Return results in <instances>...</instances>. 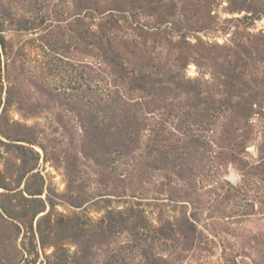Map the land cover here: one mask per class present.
Here are the masks:
<instances>
[{
  "label": "rangeland",
  "instance_id": "1",
  "mask_svg": "<svg viewBox=\"0 0 264 264\" xmlns=\"http://www.w3.org/2000/svg\"><path fill=\"white\" fill-rule=\"evenodd\" d=\"M165 1L146 56L176 80L140 139H87L102 0H0V129L17 137L0 135V264H264V63L222 67L264 32V0ZM203 99L212 120L190 126Z\"/></svg>",
  "mask_w": 264,
  "mask_h": 264
},
{
  "label": "trees",
  "instance_id": "2",
  "mask_svg": "<svg viewBox=\"0 0 264 264\" xmlns=\"http://www.w3.org/2000/svg\"><path fill=\"white\" fill-rule=\"evenodd\" d=\"M47 0H40L43 6ZM30 2V0H29ZM197 2L196 0L189 1ZM169 2L165 0H111L107 3L102 0V24L98 25L99 33L89 32L90 40L101 43L102 51V94L96 95L91 90L88 94V113L85 114L84 132L87 139H140L144 122L148 120L147 114L156 102H161L170 90L171 80L177 78V72L160 60L150 59L146 56V45L161 32L160 28L147 25V21L160 16L170 9ZM254 14V13H253ZM256 21L258 18H250ZM161 18L157 25H161ZM163 24V23H162ZM252 24V23H251ZM160 27V26H158ZM125 30V36H118ZM0 27L1 54L10 58L6 52V44ZM250 44L237 45V51L231 52L233 59L222 64L224 72L232 74L234 78L243 74L242 69L248 62L254 60L264 63V32L252 35ZM94 43V42H93ZM261 53V56H260ZM181 58V57H180ZM182 59L176 61L174 66L180 68ZM242 68V69H241ZM245 68L243 69V71ZM1 57H0V82ZM176 84V83H174ZM181 84V82H180ZM178 88H184L178 85ZM74 96L78 97L79 95ZM133 96V97H130ZM196 111L189 112L187 118L190 126H203L211 122L210 105L205 99ZM152 106V107H151ZM252 109H249V111ZM1 123V122H0ZM185 132L186 139H196L191 134V127ZM0 135L6 139L12 137L9 133ZM197 139H200L198 137ZM191 145L192 142L190 141ZM6 145L0 140V146ZM19 148V147H18ZM0 188L7 190L8 186L0 171ZM38 191H31L29 195H38ZM3 195L0 196V198ZM33 211V216L36 214ZM13 211L0 203V218L12 219Z\"/></svg>",
  "mask_w": 264,
  "mask_h": 264
}]
</instances>
